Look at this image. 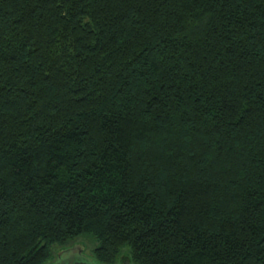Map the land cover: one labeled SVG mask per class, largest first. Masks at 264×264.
<instances>
[{"label": "trees", "instance_id": "1", "mask_svg": "<svg viewBox=\"0 0 264 264\" xmlns=\"http://www.w3.org/2000/svg\"><path fill=\"white\" fill-rule=\"evenodd\" d=\"M264 264V0H0V264Z\"/></svg>", "mask_w": 264, "mask_h": 264}, {"label": "water", "instance_id": "2", "mask_svg": "<svg viewBox=\"0 0 264 264\" xmlns=\"http://www.w3.org/2000/svg\"><path fill=\"white\" fill-rule=\"evenodd\" d=\"M85 251L84 245L75 244L73 249L68 252V256H62L66 254L65 249L59 252V260L55 264H99L93 258L91 259L90 256H84L83 258H79L74 256L79 250ZM76 252V253H74ZM121 264H131L129 260H124Z\"/></svg>", "mask_w": 264, "mask_h": 264}, {"label": "flooded vegetation", "instance_id": "3", "mask_svg": "<svg viewBox=\"0 0 264 264\" xmlns=\"http://www.w3.org/2000/svg\"><path fill=\"white\" fill-rule=\"evenodd\" d=\"M74 245L75 244H71L70 246L62 248L61 250L65 249V252H66V254H63L62 256H66L68 254V252L73 249ZM61 250H59V252ZM59 252H58L57 256L54 258V260L52 262H50V264H55L59 260V257H60ZM74 253H76V252H74ZM74 256H77L79 258H83L84 256H89V255L86 253V251H83L80 249L79 252H77ZM122 262L123 261L121 260L118 264H121Z\"/></svg>", "mask_w": 264, "mask_h": 264}, {"label": "rangeland", "instance_id": "4", "mask_svg": "<svg viewBox=\"0 0 264 264\" xmlns=\"http://www.w3.org/2000/svg\"><path fill=\"white\" fill-rule=\"evenodd\" d=\"M74 244L84 245L86 253L90 256L91 259L93 258L95 260V258L93 257V254H92V244L90 241L85 240L83 238H79L78 240L75 241Z\"/></svg>", "mask_w": 264, "mask_h": 264}]
</instances>
